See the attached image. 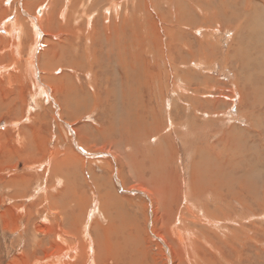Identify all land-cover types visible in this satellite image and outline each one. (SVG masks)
<instances>
[{
    "label": "rangeland",
    "instance_id": "obj_1",
    "mask_svg": "<svg viewBox=\"0 0 264 264\" xmlns=\"http://www.w3.org/2000/svg\"><path fill=\"white\" fill-rule=\"evenodd\" d=\"M0 264H264V0H0Z\"/></svg>",
    "mask_w": 264,
    "mask_h": 264
},
{
    "label": "bare ground",
    "instance_id": "obj_2",
    "mask_svg": "<svg viewBox=\"0 0 264 264\" xmlns=\"http://www.w3.org/2000/svg\"><path fill=\"white\" fill-rule=\"evenodd\" d=\"M54 5V4H53ZM27 6V5H26ZM55 6V5H54ZM53 6V7H54ZM61 16H62V14H61ZM64 16H66V15H64ZM69 16V15H68ZM67 16V17H68ZM42 19V18H41ZM65 19V18H64ZM39 20V19H38ZM67 21V20H66ZM46 22V21H45ZM43 24V23H42ZM89 26V25H88ZM12 28V27H11ZM15 29V28H14ZM17 30V29H16ZM68 30V24H67V29L66 30H64L65 31V33H66V35H68V32L69 31H67ZM94 31V30H93ZM12 32V31H11ZM19 32H20V30H19ZM78 33V32H77ZM47 37V36H46ZM57 37V36H56ZM89 38V37H88ZM94 38V37H93ZM17 39V38H16ZM88 41V40H87ZM61 42V41H60ZM88 42H91V40H89ZM52 44V43H51ZM50 44V45H51ZM49 45V46H50ZM53 46H55L56 44H52ZM43 46V45H42ZM51 47V46H50ZM49 48V47H48ZM12 49V48H11ZM53 49V48H52ZM18 50V49H17ZM53 51V50H52ZM54 52H56V51H54ZM61 55V54H60ZM63 56V55H62ZM47 57V56H46ZM52 57V56H51ZM10 66V65H9ZM45 69V68H44ZM30 72V71H29ZM90 74V73H89ZM45 82V81H44ZM46 83V82H45ZM49 86V85H48ZM256 89V88H255ZM193 111H195V110H193ZM197 111V110H196ZM200 111V110H199ZM198 111V112H199ZM201 113V112H200ZM103 131V130H102ZM154 161V160H153ZM156 161V160H155ZM153 163V162H152ZM59 166V165H58ZM162 167V166H161ZM59 169V168H58ZM198 178V177H197ZM219 185V184H218ZM141 186V185H140ZM105 198V197H104ZM107 209V208H106ZM105 213V212H104ZM102 214V213H101ZM108 215V214H107ZM45 218V217H44ZM113 223V222H112ZM111 224V223H110ZM117 224H119V222L117 223ZM113 225H114V223H113ZM117 227V226H116ZM118 229H117V236H113V237H115L117 240L120 238V236L119 235H121L122 234V226H120V228L119 227H117ZM112 230V229H111ZM106 231V230H105ZM108 231V230H107ZM113 231L114 230H112V232H111V234L109 235V233L106 235V237H110V236H112V234H113ZM121 239H123V236L121 237ZM107 242V241H106ZM120 245V247H122L123 245H125L124 243H119ZM128 245V244H127ZM240 245V244H239Z\"/></svg>",
    "mask_w": 264,
    "mask_h": 264
}]
</instances>
